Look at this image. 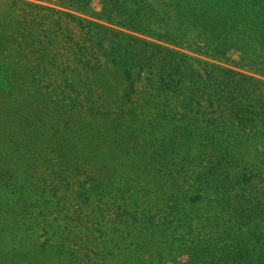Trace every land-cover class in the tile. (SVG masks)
I'll return each mask as SVG.
<instances>
[{
  "label": "trees",
  "instance_id": "obj_1",
  "mask_svg": "<svg viewBox=\"0 0 264 264\" xmlns=\"http://www.w3.org/2000/svg\"><path fill=\"white\" fill-rule=\"evenodd\" d=\"M0 264H264V0H0Z\"/></svg>",
  "mask_w": 264,
  "mask_h": 264
},
{
  "label": "rangeland",
  "instance_id": "obj_2",
  "mask_svg": "<svg viewBox=\"0 0 264 264\" xmlns=\"http://www.w3.org/2000/svg\"><path fill=\"white\" fill-rule=\"evenodd\" d=\"M46 5H48V6H51V5H49V4H46ZM92 8L96 11V12H99L100 10H101V5L99 4V2L98 1H94L93 2V4H92ZM65 25H66V23H65ZM72 28V30L73 31H79V29L78 28H76L75 26H71ZM122 32H125V33H127V34H136V33H133V32H130V31H126V30H123ZM136 35H138V34H136ZM139 36V35H138ZM233 60H237V57L236 56H233ZM140 98H141V96H140ZM53 218V217H52Z\"/></svg>",
  "mask_w": 264,
  "mask_h": 264
}]
</instances>
